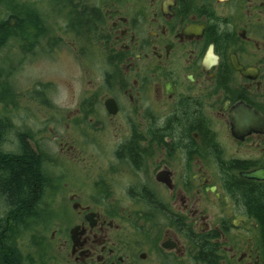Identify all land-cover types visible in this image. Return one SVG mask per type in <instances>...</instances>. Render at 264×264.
<instances>
[{
  "label": "flooded vegetation",
  "instance_id": "obj_1",
  "mask_svg": "<svg viewBox=\"0 0 264 264\" xmlns=\"http://www.w3.org/2000/svg\"><path fill=\"white\" fill-rule=\"evenodd\" d=\"M37 7L24 57L92 78L36 128L0 114L39 174L29 209L0 192V264H264V0Z\"/></svg>",
  "mask_w": 264,
  "mask_h": 264
},
{
  "label": "rangeland",
  "instance_id": "obj_2",
  "mask_svg": "<svg viewBox=\"0 0 264 264\" xmlns=\"http://www.w3.org/2000/svg\"><path fill=\"white\" fill-rule=\"evenodd\" d=\"M22 3L37 7L39 0H3L0 2V18L7 16L10 7ZM40 48L35 47L28 58L14 41L0 50V62L12 70L10 77L18 93L14 105L0 103V114L9 115L18 126L36 128L37 122L42 125L46 118L54 116L55 111L46 109L40 98L50 102H71L73 94L88 85L92 78L82 76L72 59L53 60L51 53L47 55ZM0 149L10 151L11 146L4 141ZM3 210L4 206L0 205V214Z\"/></svg>",
  "mask_w": 264,
  "mask_h": 264
},
{
  "label": "trees",
  "instance_id": "obj_3",
  "mask_svg": "<svg viewBox=\"0 0 264 264\" xmlns=\"http://www.w3.org/2000/svg\"><path fill=\"white\" fill-rule=\"evenodd\" d=\"M38 12L37 7L23 3L10 7L7 16L0 18V50L14 41L23 54L30 51L37 39L42 37ZM28 39L32 42L25 41ZM11 72L0 62V103H14L18 94L10 77ZM2 133L0 126V144ZM38 175V169L26 162L22 155H9L0 150V192L13 201V206L19 204L29 209L36 196Z\"/></svg>",
  "mask_w": 264,
  "mask_h": 264
},
{
  "label": "bare ground",
  "instance_id": "obj_4",
  "mask_svg": "<svg viewBox=\"0 0 264 264\" xmlns=\"http://www.w3.org/2000/svg\"><path fill=\"white\" fill-rule=\"evenodd\" d=\"M181 137V136H180Z\"/></svg>",
  "mask_w": 264,
  "mask_h": 264
}]
</instances>
